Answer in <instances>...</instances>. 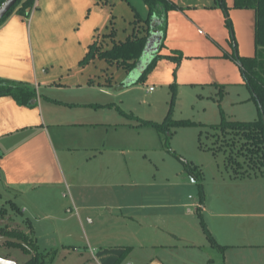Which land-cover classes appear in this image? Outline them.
Masks as SVG:
<instances>
[{"label":"crops","instance_id":"1","mask_svg":"<svg viewBox=\"0 0 264 264\" xmlns=\"http://www.w3.org/2000/svg\"><path fill=\"white\" fill-rule=\"evenodd\" d=\"M172 1L176 7L163 19L152 18L147 40L148 43L151 39L150 47H154L150 50L151 59L158 54L164 56L156 61L145 79L164 88L175 84L178 94H191L192 85L210 87L217 94H223L234 84L247 86L240 64L232 55H255V9L236 8L235 0ZM137 13L142 19L148 16V6L143 0H36L29 16L14 11L0 25V79L27 83L38 91L35 106L21 105L9 95L0 96V182L12 196L24 197L33 215H41L35 222L29 216L24 221L30 222V229L25 232L34 237L41 252L52 249L59 252L67 238H77L72 223L84 229V218L94 225L99 216H106L102 211L121 204L127 213H133L116 215L142 222V230L137 233L127 230L126 239L130 240L122 242L107 240L112 237H106L110 232L103 229L83 236L89 247L87 252L96 254L95 264H115L122 256L128 261L137 236L149 251L143 259L132 258L130 264H231L226 263L221 249L209 240L207 233H200L193 219L186 221L174 213L168 220L163 219L160 207L171 208L174 204L161 203L155 199L153 189L145 190L142 183H129L123 178L127 174L119 166H124L123 160L113 169H103L102 163L101 167H89L84 175L81 170L75 168L71 172L68 168L67 163H71L66 154L72 148L68 142L79 135L84 147H93L99 137L90 130L82 133L80 128L108 121L106 114L98 118L95 106L107 104L111 97L117 99L118 94L129 93L144 81L140 77L152 60L145 59L143 53L131 70L117 59L101 57L98 51L82 63L93 44L102 51L133 37L140 25L145 27ZM165 56L181 58L177 62ZM140 65L145 68L140 70ZM152 91H156L155 87ZM216 101L219 108L225 105V100ZM229 101L231 105L238 102ZM123 109L128 111L124 106ZM108 126L105 145L112 144L111 138L107 140L111 137L108 133L112 123ZM64 186L72 191V210L66 207L62 212L65 206L60 207L61 211L58 207ZM114 197L116 200L112 201ZM192 211L187 208L185 214ZM108 214L109 218L116 216L109 209ZM47 217L57 223L54 234H44L38 229L41 219ZM203 223L208 229L204 219ZM123 226L127 227V223ZM192 229L200 238L191 236ZM55 236L60 240L56 241ZM263 249L257 253L264 257ZM75 251H79L77 247ZM89 260L83 255L76 256L73 263L94 264Z\"/></svg>","mask_w":264,"mask_h":264},{"label":"rangeland","instance_id":"2","mask_svg":"<svg viewBox=\"0 0 264 264\" xmlns=\"http://www.w3.org/2000/svg\"><path fill=\"white\" fill-rule=\"evenodd\" d=\"M133 81L137 83L136 79ZM150 86H154L156 91L148 92L147 88ZM189 87L191 94L188 92L178 94L177 90L173 102L170 87L157 86L145 79L137 83L129 93L118 94L117 99L111 97L107 104L96 105L95 114L98 118L100 114H106L108 121H101L102 125L89 124L80 128L82 133L90 130L99 137L93 147H84L85 143L79 135L75 140L68 142L72 146L71 151L66 154L67 161L71 163H67L68 168L71 172H74L75 168L81 170L84 175L89 167H101L102 163L103 169H113L120 160H123L124 166L119 165L127 172L123 178L126 177L129 183L132 181L142 183L145 190L153 189L155 199H159L161 203L174 204L171 208L160 207L163 219H167L173 213L186 221L193 219L195 225L201 226V229L198 226L200 233L206 235L204 219L210 234L212 233L216 241L221 243L223 248L220 253L225 257L226 263L229 261L231 264H261L264 257L257 252L264 248V179L255 174L253 168L246 166L245 162L238 167L235 161L242 158L224 145L214 142L211 127L222 121V112L227 119L257 120L259 118L257 102L245 84L227 87L223 94H217L212 88L203 85ZM217 99L225 100L222 108L218 107ZM230 99L238 102L231 105ZM123 106L128 108V111H125ZM169 113L174 123L169 124L165 132L139 121L142 118L161 123ZM121 120L126 122L116 125ZM182 121L188 122L178 123ZM108 123H112V126L108 133L111 137L107 140L111 138L112 144L108 142L105 145L104 136H107ZM69 129L71 130L67 128ZM94 192L96 193L95 190ZM63 193L66 195L63 196ZM60 194L62 200L59 201L58 210L61 211L60 207L64 205L62 208L64 212L66 207H71L72 191H68L64 186ZM134 198L138 197L135 195ZM24 199L12 196L0 182V233L19 234L25 236L29 244H33L34 237L25 232L26 229H30L31 224L24 221L29 216L35 222L41 215H33ZM115 200L114 197L112 201ZM118 205L108 209L114 215L133 213L132 211L127 213L121 204ZM187 208L193 210L188 215L185 214ZM108 209L102 211L106 216H99L94 225L89 224L87 218H84V229L72 223L77 238H67L64 245L61 244L59 247V252L49 254L48 259L50 256L54 258L49 264H75L73 259L82 255L95 264L93 255L96 254L87 252L89 247L85 245L83 238L85 235L89 237L92 230L109 231L106 237H112L107 238L112 242L129 241L130 239H126L127 230L129 232L136 230L135 233L142 230V222L131 220L129 217L116 215L109 218ZM53 221L54 219L49 217L41 219L42 224L37 225L38 229L44 234L53 233L54 225H57ZM124 222L127 223V227L123 226ZM192 230L191 236L200 238L194 229ZM120 233L125 235L121 236ZM55 240L60 239L55 236ZM133 242L135 249L132 257L121 264H130L132 258L143 259L146 251H149L148 247L140 244L142 239L138 236ZM209 243L211 244L210 241ZM75 247L79 251H75ZM25 249L17 244L0 242V256L7 255V258L15 259L20 264H24L32 255ZM37 250L40 251L38 246ZM262 251L264 255V249Z\"/></svg>","mask_w":264,"mask_h":264},{"label":"trees","instance_id":"3","mask_svg":"<svg viewBox=\"0 0 264 264\" xmlns=\"http://www.w3.org/2000/svg\"><path fill=\"white\" fill-rule=\"evenodd\" d=\"M5 1L6 0H0V6ZM143 1L148 6V16L142 19L137 13V18L140 22L142 21L144 23L145 27L142 28V25H140V29L133 35V37L123 42H115L112 47L106 48L102 51H100L96 44H93L86 57L82 60V63L87 62L94 53L98 51V54L101 57L117 59L121 61L122 64H125L129 70L134 68L145 49L152 18L157 16L158 18L161 17L163 19L170 9L176 7V4H174L172 0ZM35 3L36 0H18L10 11L1 19L0 25L4 23L14 11L29 16ZM223 5L227 13V6L225 4ZM234 6L236 8H253L256 11L255 55L239 56L234 53L232 57L240 64L246 84L251 90L253 98L257 102L259 118L253 121H238L229 120L223 115L222 121L219 124L211 126L213 130L212 135L215 138L214 142L224 145L227 149H230L231 152H235L238 157L242 158L235 161L238 167H241L243 165L242 162H245L246 166L248 165L250 168H253L256 172L255 174L264 179V121L262 118L264 116V0H235ZM227 24L232 28L229 17H227ZM162 56L164 55L158 54L152 59V62L141 75L140 80H145L156 61ZM165 57L176 59L177 62H179L181 58V56ZM171 89L173 96L172 101L174 102L177 91L176 85L172 84ZM5 95L12 96L21 105L35 106L38 102V91L35 87L23 82L0 79V96ZM139 121L142 124L155 126L161 132H165L167 126L174 123V121L171 120L170 113L161 123L146 119H139ZM187 122L188 121H182L178 123ZM187 166L190 168L189 164ZM201 200H203V196L201 197ZM203 226H205L204 223ZM205 229L209 240L222 249L223 247L215 241L208 229ZM0 234L16 237L26 242L27 246L6 242L23 246L27 249H25V251L32 254L30 259L24 264H49L52 262V259H54L51 258V256L50 259H48V255H52L56 253V251L51 250L45 253L37 250L38 244L36 240L33 244H29L25 236L4 232H1ZM124 259L125 256L120 257L115 264H121Z\"/></svg>","mask_w":264,"mask_h":264},{"label":"water","instance_id":"4","mask_svg":"<svg viewBox=\"0 0 264 264\" xmlns=\"http://www.w3.org/2000/svg\"><path fill=\"white\" fill-rule=\"evenodd\" d=\"M17 1L18 0H6L0 6V21L10 11V9L16 4ZM150 45H152L151 39H149V41L147 43V47L143 51V57L145 59H148V60H152L150 50L152 51V49L154 48V47L151 48ZM143 68H145V66H142V65L139 66L140 70ZM262 118L264 121V116ZM0 242H12V243L21 244L23 246H27L25 241H23L19 238H16V237L3 235V234H0ZM0 264H19V263L15 259L0 256Z\"/></svg>","mask_w":264,"mask_h":264},{"label":"built area","instance_id":"5","mask_svg":"<svg viewBox=\"0 0 264 264\" xmlns=\"http://www.w3.org/2000/svg\"><path fill=\"white\" fill-rule=\"evenodd\" d=\"M154 89V87H150L149 88V90L151 91V90H153ZM193 180V179H192ZM69 211H71V209H68Z\"/></svg>","mask_w":264,"mask_h":264}]
</instances>
